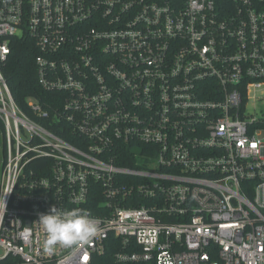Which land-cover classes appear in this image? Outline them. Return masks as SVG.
<instances>
[{
    "label": "built area",
    "instance_id": "obj_1",
    "mask_svg": "<svg viewBox=\"0 0 264 264\" xmlns=\"http://www.w3.org/2000/svg\"><path fill=\"white\" fill-rule=\"evenodd\" d=\"M18 38L62 95L30 112L72 141L14 99ZM263 93L264 0H0V264H93L111 235L116 264H264ZM53 206L97 235L48 254Z\"/></svg>",
    "mask_w": 264,
    "mask_h": 264
},
{
    "label": "trees",
    "instance_id": "obj_2",
    "mask_svg": "<svg viewBox=\"0 0 264 264\" xmlns=\"http://www.w3.org/2000/svg\"><path fill=\"white\" fill-rule=\"evenodd\" d=\"M36 56L37 48L35 41L30 38H18L13 40L11 44V54L7 61L2 65V71L5 79L10 87L12 95L16 100L17 104L21 109L28 115L32 116L37 121H40L50 131L67 138L72 141L71 137L66 136L67 132H62L59 128L49 124L47 120L38 119L30 112L27 106V100L30 97H35L40 100L43 107L54 115L57 103L62 98L61 94L50 93L43 90L37 80V69H36ZM258 128L264 130V119L259 121ZM1 128V123H0ZM2 162V151H1V138H0V167ZM119 164H122L119 163ZM128 164V163H127ZM126 163L122 165H127ZM95 187V197L91 204L87 206L90 213L99 215V202L103 199L102 191ZM141 204H127L126 207H139ZM121 251V242L114 235L106 242V253L104 256H98L95 258L93 264H116L114 255Z\"/></svg>",
    "mask_w": 264,
    "mask_h": 264
},
{
    "label": "clouds",
    "instance_id": "obj_3",
    "mask_svg": "<svg viewBox=\"0 0 264 264\" xmlns=\"http://www.w3.org/2000/svg\"><path fill=\"white\" fill-rule=\"evenodd\" d=\"M46 234L45 251L52 254L57 246L73 248L97 235L98 225L85 209L63 210L55 206L37 221Z\"/></svg>",
    "mask_w": 264,
    "mask_h": 264
},
{
    "label": "rangeland",
    "instance_id": "obj_4",
    "mask_svg": "<svg viewBox=\"0 0 264 264\" xmlns=\"http://www.w3.org/2000/svg\"><path fill=\"white\" fill-rule=\"evenodd\" d=\"M260 97H264V93L263 94H259ZM250 111L252 112V114L255 117L258 118H263L264 119V99L257 101L255 106L254 104L251 106Z\"/></svg>",
    "mask_w": 264,
    "mask_h": 264
}]
</instances>
